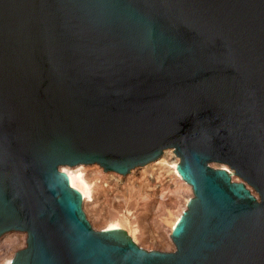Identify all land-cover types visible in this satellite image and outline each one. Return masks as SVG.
Wrapping results in <instances>:
<instances>
[{
	"label": "water",
	"instance_id": "water-1",
	"mask_svg": "<svg viewBox=\"0 0 264 264\" xmlns=\"http://www.w3.org/2000/svg\"><path fill=\"white\" fill-rule=\"evenodd\" d=\"M169 148L194 194L173 253L94 231L59 170L126 175ZM10 232L11 264H264V0H0Z\"/></svg>",
	"mask_w": 264,
	"mask_h": 264
},
{
	"label": "bare ground",
	"instance_id": "bare-ground-1",
	"mask_svg": "<svg viewBox=\"0 0 264 264\" xmlns=\"http://www.w3.org/2000/svg\"><path fill=\"white\" fill-rule=\"evenodd\" d=\"M172 151H174L172 148L166 149L163 151L162 155L158 159L144 166H138L140 168H143L144 172H142L139 175V177L134 176L135 178H132L133 180L126 188L127 189L126 191L128 192L129 189L131 191V189L135 187V189L137 190V194L139 192V195L141 196V198H143L141 202L142 204L140 203L137 204L135 200L131 201L132 198L130 194H128L129 196L127 195L126 200H128V204H130L131 207L132 205L134 206V208L132 207V209L135 210L133 213L134 216H132V214L129 216V213L128 215H125L122 212V210L127 206L126 205L127 201L125 204V198L121 199L122 198L121 197L120 200L118 196L116 197V195H114L113 191L110 189L112 188L111 186H109L110 188L105 187L104 183H107V180L109 179H106L107 177L104 178V176L100 175L98 173L100 170L96 172L95 171L96 169H94L95 167L93 168L87 167L90 165H98V164L96 163L88 164V165L78 164L75 166L64 165V166H60L59 170L69 178L70 186L75 190H77L78 192H80V194L82 195L83 197L82 210L85 216H87L86 219L88 220L89 224L91 223L90 226L94 231L97 230L101 231L107 229H121L131 238L133 243L134 242L137 243V245L134 243L136 246H138L139 244L138 242H140L141 247L151 244L153 246H156L158 249L162 250V251H157V250H151V251H157L162 253H173L176 249L175 245H174V250L172 252H164V251H167L168 248L170 247V243L171 244L173 243L170 238V234L173 228L175 227L176 223L178 222L182 213L187 210L188 202L194 196V194L192 191V187L188 183H186L177 173L176 166L179 163V157L176 156ZM152 167L154 168L156 167V168L150 170L152 169ZM213 167L228 170V172L231 175L232 181L234 180L233 175L235 174L230 172L229 169L226 168L225 166L215 163ZM146 169L150 171L148 174H146L147 173L145 171ZM132 170H130L129 173L131 174L134 173L132 172ZM106 172H112V171H106ZM114 173L118 174L116 172ZM126 175H122V176H126ZM180 183L186 186L187 187L186 189L190 190V194L185 195L184 193L185 196L179 197V199L181 200L180 201L181 204L180 203H179L180 205L177 204L178 205V207L176 206L177 209H175L174 211L171 210L170 208L165 209L166 211L163 209L164 213L162 214H164L163 215L164 217H160L161 219H157L158 217L157 215L155 216L152 215V212L154 210L153 208L155 207V211H156L157 209L160 210L161 208H163L162 206H165L163 203L164 201L162 202L164 197H161L159 195L160 187L166 186V188L168 187V189L169 187H172L173 189L171 188L170 189L172 190V192L174 191L173 194L177 195V193L179 192L177 190L182 189V187L181 188L177 187V185L178 184L180 185ZM248 189L251 191L252 195L256 199H258L257 193L249 187ZM172 192L170 191V194ZM144 200H146L147 202L143 203ZM173 203L169 202L168 206L169 205L172 206ZM131 216L133 217V220L131 219L132 218ZM13 233L14 232H10L0 237V264H11L14 254L19 249H22L23 246H26V243L24 244L23 241L24 240L23 236H25L26 234L24 232H17V233H24L23 236L20 237V235H16V233L15 234ZM138 247L141 248L140 246ZM143 250L147 251L145 249Z\"/></svg>",
	"mask_w": 264,
	"mask_h": 264
},
{
	"label": "rangeland",
	"instance_id": "rangeland-1",
	"mask_svg": "<svg viewBox=\"0 0 264 264\" xmlns=\"http://www.w3.org/2000/svg\"><path fill=\"white\" fill-rule=\"evenodd\" d=\"M215 164V163H211L210 164V167H212V168H214L213 167V165ZM223 166H225V165H223ZM87 167H89V168H93V167H95L94 169H96L95 171L97 172V171H102V172H98L100 175H102V176H104V178H106V179H109V180H107V183H104V185H105V187L107 188V187H109V186H111L112 188H110L112 191H113V193H114V195H116V197L118 196V198L120 199L121 197V199H124L125 198V204H126V201H127V206L122 210V212L125 214V215H128V213H129V216L132 214V216H134L133 215V213H134V209H132V207L134 208V206L132 205V207L130 206V204H128V200H126L127 199V195L128 194H130V196H131V201H133V200H135L136 202H137V204H142L141 202H142V199L143 198H141V196L139 195V192H138V194H137V190L135 189V187L133 188V189H131V191H130V189L128 190V192L126 191L127 189V186L130 184V182L133 180L132 178H135V177H139V175L142 173V172H144V170H143V168H140V167H138V168H135V169H133L132 170V172H134V173H129L128 175H126V176H122V175H118V174H115L114 172L112 173V172H103V169L100 167V166H98V165H90V166H87ZM226 168H228L227 166H225ZM156 168V167H155ZM154 167H152V169H150V170H153V169H155ZM98 169V170H97ZM214 169H216V168H214ZM147 173L146 174H148L150 171H148L147 169L145 170ZM229 171L230 172H232L230 169H229ZM98 173H97V175H98ZM233 173V172H232ZM110 174V175H109ZM135 176V177H134ZM234 176V180H233V182H241V179L240 178H238V177H236L235 175H233ZM111 177V178H110ZM113 178H114V180H113ZM115 181V182H114ZM109 182H110V184H109ZM112 182H113V184H112ZM117 182H118V184H117ZM115 183V184H114ZM109 184V185H108ZM127 184V185H126ZM106 185H108V186H106ZM114 185V186H113ZM179 185V184H178ZM177 185V187H182V189H179V190H177V191H179L178 193H177V195H174L173 194V192H172V190L171 189H173L172 187H169V189H168V187L166 188V186L164 187H160V192H159V195L161 196V197H164V199L162 200V202L164 203V205L166 206H162L163 208H161L160 210H158L157 208V210L155 211V207L153 208L154 210H153V212H152V215H157L158 217H157V219H161L160 217H164L163 215L164 214H162V213H164L163 212V209L165 210V209H168V208H170L171 210H175V209H177V207H178V205H180L181 203H180V199H179V197H182V196H185V195H187V194H190V190L189 189H186L187 187L186 186H184L182 183H180V185L178 186ZM126 186V187H125ZM247 186V188L249 187L248 185H246ZM114 187V188H113ZM124 188V189H123ZM171 188V189H170ZM249 188H251V187H249ZM168 189V190H167ZM178 189V188H177ZM184 189V190H183ZM133 190H136V191H133ZM115 191V192H114ZM129 191H130V193H129ZM170 191L172 192L171 194H170ZM136 192V193H135ZM124 193V194H123ZM132 193H134V194H132ZM184 193H185V195H184ZM132 194V195H131ZM139 195V196H138ZM175 196V197H173V196ZM129 196V195H128ZM170 198H169V197ZM172 196V197H171ZM258 196V195H257ZM140 197V198H139ZM173 200H172V199ZM120 199V200H121ZM176 199V200H175ZM179 201H178V200ZM166 200H168V201H166ZM172 200V201H171ZM130 201V200H129ZM145 202H147L146 200H144V202L143 203H145ZM169 202L170 203H173L172 204V206L171 205H169V206H171V207H169L168 206V204H169ZM177 202V203H176ZM166 203V204H165ZM180 203V204H179ZM178 204V205H177ZM168 206V207H167ZM177 206V207H176ZM165 207V208H164ZM166 211V210H165ZM154 212H155V214H154ZM150 213V212H149ZM158 213H159V215H158ZM121 214V213H120ZM131 216V217H132ZM87 217V216H86ZM132 220H133V217L131 218ZM130 219V220H131ZM131 220V221H132ZM91 224V223H90ZM98 231V230H97ZM16 233V235H20V237L21 236H23V234L24 233H17V232H14L13 234H15ZM23 241H24V244H25V241H26V235L25 236H23ZM135 243V242H134ZM139 244H138V246H140L141 247V245H140V242H138ZM136 245H137V243H135ZM146 246V247H145ZM144 247L142 246L141 248H143V249H145V250H147V251H151V250H157V251H162V250H160V249H158L156 246H153V245H145ZM149 246V247H148ZM25 246H23L22 247V249L24 248ZM20 250V249H19ZM174 250V244L172 243H170V247L168 248V250L167 251H164V252H172Z\"/></svg>",
	"mask_w": 264,
	"mask_h": 264
}]
</instances>
